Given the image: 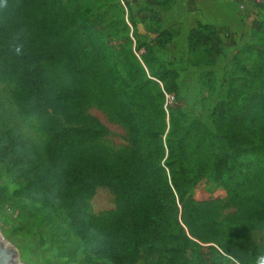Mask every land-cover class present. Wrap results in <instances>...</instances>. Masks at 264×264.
I'll use <instances>...</instances> for the list:
<instances>
[{
  "label": "trees",
  "instance_id": "obj_1",
  "mask_svg": "<svg viewBox=\"0 0 264 264\" xmlns=\"http://www.w3.org/2000/svg\"><path fill=\"white\" fill-rule=\"evenodd\" d=\"M74 1L77 15L61 8V0H0V81L14 80L19 110L37 117L47 136L41 154L17 130L2 127L0 103V160L19 166L28 195L63 210L71 229L111 261L106 264H137L142 246L173 237V221L182 252L191 250L183 264H224L200 257L212 243L235 259L230 264H264V242L253 237L264 230V18L251 26L257 43L249 46L256 52L250 76L215 104L211 127L166 105L167 93L179 95L175 69L130 51L123 53L122 73L89 48L83 39L88 2ZM188 41L196 64H210L223 49L220 29L210 23L191 28ZM87 80L101 85V102L127 129L125 151L95 143L108 128L86 111ZM204 177L221 182L241 210L222 216L216 200H196L194 187ZM98 186L115 195L119 219L111 227L88 213ZM157 206L161 219L154 224Z\"/></svg>",
  "mask_w": 264,
  "mask_h": 264
},
{
  "label": "rangeland",
  "instance_id": "obj_2",
  "mask_svg": "<svg viewBox=\"0 0 264 264\" xmlns=\"http://www.w3.org/2000/svg\"><path fill=\"white\" fill-rule=\"evenodd\" d=\"M89 16L83 30L87 46L104 57H109L124 73V52L132 51L137 57L147 54L155 63L173 68L177 72L178 97L166 94V105H177L189 117H200L213 127L211 112L215 104L230 90L238 88L250 76L256 52L249 46L257 43L253 33L252 14L240 18L239 29H227L220 35L222 52L210 64H196L189 51L190 29L201 24L194 22L198 12H190L185 0H87ZM61 8L77 15L79 4L74 0H61ZM264 17V15H263ZM195 24V25H193ZM207 24V23H204ZM131 38V42L127 39ZM91 99L87 113L97 117L107 128V134L95 143L111 153L125 151L131 146L130 136L121 120L100 100L102 87L87 80ZM12 79L0 81L1 123L14 128L28 144L41 154L47 136L42 132L35 116L22 113L15 103ZM243 174L230 180L235 184ZM21 170L12 163L0 160V232L18 251L21 264H106L111 261L92 251L84 239L71 229L66 213L43 205L40 197L32 198L22 187ZM227 181V178H226ZM199 201L216 200L222 216L241 210L230 200L221 182L202 178L193 190ZM88 213L100 224L111 227L119 219L114 193L106 186H98L88 200ZM179 220V215H176ZM161 219V208L153 211V223ZM173 224V225H172ZM168 224L173 237L156 247H141L137 264H183L191 250L182 252L183 237L180 226ZM181 224V222H180ZM253 237L257 244L264 242V230L256 229ZM206 246L207 244H203ZM203 247L200 257H211L224 264L236 262L221 248L211 244ZM197 246L195 250H198Z\"/></svg>",
  "mask_w": 264,
  "mask_h": 264
},
{
  "label": "crops",
  "instance_id": "obj_3",
  "mask_svg": "<svg viewBox=\"0 0 264 264\" xmlns=\"http://www.w3.org/2000/svg\"><path fill=\"white\" fill-rule=\"evenodd\" d=\"M190 12H198L197 24L210 23L216 25L223 33L227 29H239L240 18H245L233 0H185ZM195 25V24H193Z\"/></svg>",
  "mask_w": 264,
  "mask_h": 264
},
{
  "label": "built area",
  "instance_id": "obj_4",
  "mask_svg": "<svg viewBox=\"0 0 264 264\" xmlns=\"http://www.w3.org/2000/svg\"><path fill=\"white\" fill-rule=\"evenodd\" d=\"M134 0H130L132 3ZM243 15L252 14L255 19H263L264 0H233Z\"/></svg>",
  "mask_w": 264,
  "mask_h": 264
},
{
  "label": "water",
  "instance_id": "obj_5",
  "mask_svg": "<svg viewBox=\"0 0 264 264\" xmlns=\"http://www.w3.org/2000/svg\"><path fill=\"white\" fill-rule=\"evenodd\" d=\"M0 264H21L17 249L0 232Z\"/></svg>",
  "mask_w": 264,
  "mask_h": 264
}]
</instances>
